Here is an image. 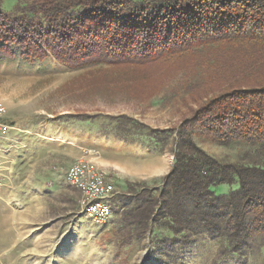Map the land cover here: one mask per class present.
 Instances as JSON below:
<instances>
[{"label": "rangeland", "instance_id": "1", "mask_svg": "<svg viewBox=\"0 0 264 264\" xmlns=\"http://www.w3.org/2000/svg\"><path fill=\"white\" fill-rule=\"evenodd\" d=\"M19 1L4 0L3 10L12 12ZM211 52L201 48L187 60L154 67L95 63L72 68L51 55L41 61L18 53L0 59L3 121L33 130L54 122L64 127L60 132H73L61 134L67 143L28 138L26 151L13 163L16 150L0 140V163L11 167L0 200V264H264V234L252 239L245 261L216 263L222 242L208 234L189 239L154 225L147 237H137L123 221L125 213L137 207L130 185L161 188L173 171L181 125L225 91L217 84L225 71L215 73L212 67L218 62ZM225 82L237 83L230 76ZM125 116L143 130H130L128 123V131H114L116 122L125 124L119 122ZM154 130L174 134L161 141L148 135ZM83 133L82 140L76 139ZM87 134L95 137L87 139ZM191 134L198 147L220 161L264 166V157L245 141L222 145L196 127ZM76 160L90 161L114 179L123 194L113 201L114 214L106 223L82 213V192L65 181ZM235 188L223 185L216 191L226 194Z\"/></svg>", "mask_w": 264, "mask_h": 264}, {"label": "trees", "instance_id": "2", "mask_svg": "<svg viewBox=\"0 0 264 264\" xmlns=\"http://www.w3.org/2000/svg\"><path fill=\"white\" fill-rule=\"evenodd\" d=\"M3 2L0 59L19 53L41 61L51 55L72 68L154 67L209 47L215 73L225 71L217 82L225 91L181 125L173 171L161 188L130 185L137 207L123 221L137 237H147L154 225L189 239L208 234L222 242L216 263L245 261L252 239L264 234V166L220 161L191 133L199 128L222 145L245 141L264 157V0H20L10 13ZM228 76L237 83L224 85ZM122 121L111 122L114 131H128V123L130 130H143L130 117ZM172 134L148 132L161 141ZM223 185L237 188L220 194Z\"/></svg>", "mask_w": 264, "mask_h": 264}, {"label": "built area", "instance_id": "3", "mask_svg": "<svg viewBox=\"0 0 264 264\" xmlns=\"http://www.w3.org/2000/svg\"><path fill=\"white\" fill-rule=\"evenodd\" d=\"M5 109L0 106V140L13 141L9 138L11 127L3 123ZM6 170L0 165V194L7 186ZM66 183L82 192L81 211L94 218L95 221L106 223L114 214L113 201L123 196L117 189L114 179L99 170L90 161L76 160L68 170Z\"/></svg>", "mask_w": 264, "mask_h": 264}, {"label": "crops", "instance_id": "4", "mask_svg": "<svg viewBox=\"0 0 264 264\" xmlns=\"http://www.w3.org/2000/svg\"><path fill=\"white\" fill-rule=\"evenodd\" d=\"M20 57H22V56H20ZM0 61H2V60H0ZM3 123L11 127V130L9 132V138L12 139L13 141L10 142V141L2 140L1 142H2V144L9 145V148L12 149V151L16 150L15 151L16 153H14V154H15V157L17 158V160H13L12 163L15 162V161L18 162L20 160L21 154H23L26 151L25 149H26L27 145L25 146V143L26 142L28 143L27 139L28 138L30 139L32 136L42 137V138L48 140L50 143H64V142L67 143L66 141H64V138L61 135V134L65 133V132H60V129H62L64 127L61 126V125L58 126L54 122H53V124H51V123L43 124L41 126H38V127L34 128V130L31 127H29V126L19 124V123L15 122V121L7 122V123L3 121ZM52 126L54 128H51ZM52 129H56L55 132L52 131ZM66 132L69 133V134H73V132H70L68 130H66ZM67 133H65V134H67ZM89 135H91V136H89ZM84 136L85 135L83 133V135H81V136H76V139L79 138V140H82L84 138ZM86 137L88 139V138H94L95 136H94V134H87ZM76 145H80V144L76 143ZM3 152H4V150H3ZM0 165L2 166V168L4 170H6L5 174L6 173L8 174L9 172H7V170L11 169V167H5V166H3V163H0ZM15 166L16 165H14L13 167H15ZM120 169L121 170H125L127 172V168L126 169L125 168H120ZM157 169L158 168H153V170H155L156 172H157ZM54 170L56 172H53V171L52 172L55 173L54 175H56L57 172H59L58 167H54ZM1 199L2 198H1V194H0V200Z\"/></svg>", "mask_w": 264, "mask_h": 264}]
</instances>
